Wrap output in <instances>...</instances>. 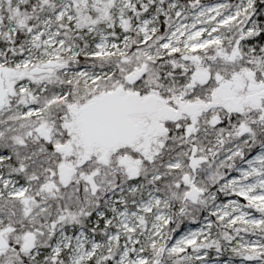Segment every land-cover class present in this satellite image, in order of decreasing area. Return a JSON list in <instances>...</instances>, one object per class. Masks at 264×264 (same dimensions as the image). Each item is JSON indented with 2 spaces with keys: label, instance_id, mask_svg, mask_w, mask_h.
Masks as SVG:
<instances>
[{
  "label": "snow or ice",
  "instance_id": "snow-or-ice-1",
  "mask_svg": "<svg viewBox=\"0 0 264 264\" xmlns=\"http://www.w3.org/2000/svg\"><path fill=\"white\" fill-rule=\"evenodd\" d=\"M0 264H264V0H0Z\"/></svg>",
  "mask_w": 264,
  "mask_h": 264
}]
</instances>
